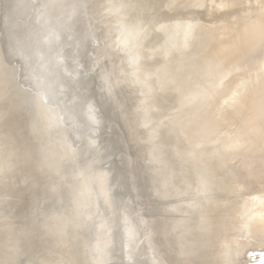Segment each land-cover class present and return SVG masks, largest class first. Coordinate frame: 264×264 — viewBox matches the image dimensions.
Masks as SVG:
<instances>
[{
    "label": "rangeland",
    "instance_id": "obj_1",
    "mask_svg": "<svg viewBox=\"0 0 264 264\" xmlns=\"http://www.w3.org/2000/svg\"><path fill=\"white\" fill-rule=\"evenodd\" d=\"M28 1L30 11L18 13L15 16V23L18 24L12 25V27L7 25L4 30H0L2 31L0 35H3L4 32L12 34L13 31L18 30L19 23L21 25L25 21L32 35L29 34L32 37L30 40L32 42H27V45L25 38L21 40L20 35L12 34L15 35L14 40L21 42L20 46L25 47L24 52H22L24 59L22 62L25 63L22 65L21 77L19 74H13L12 72L15 70L19 72L16 66L20 64L18 62L16 64V60L8 55L11 48H6V52L0 46V54L2 55L0 57H4L5 61L1 60L4 65L6 64L3 69L0 60L2 64H0V68L3 69V71L0 69V74L3 72L0 76L3 77L2 79L6 76L8 78L11 73L13 76L8 78H11L8 81L10 83L8 85V82H6L8 87L6 86L7 88L4 90L1 86L4 85L5 88V82L2 84L1 81L3 80L0 79V201L3 202H0V205L2 204V208H0V264H8L15 254L18 256L19 251L17 248L19 245H15V248L13 244L20 240V243H24L21 245L18 242L23 247H19L21 250L23 249L19 255L22 253L21 255L24 256L27 253L23 259L21 255L16 257L17 259L21 257L17 263L14 262L15 257L10 260L11 263L14 262L13 264H100L104 261L97 256L94 257V255L91 256L95 259H91L90 250H92V246L96 250L98 245H95V242L98 244L101 240L100 234L104 230V219H108L110 226L115 228L117 218H120L121 209L127 208L131 202L137 203V213L141 215V218L149 220L154 229V235L152 238L150 237V241L147 237L146 240L154 247L155 254L162 255L165 258L163 264H174L173 258L176 256L174 243L176 237H174V233L176 229L173 228L174 230L168 233L167 226L169 225L165 224L166 221L173 224L179 216L170 214L166 217L164 214V211H166L165 205L170 206V203L167 200L165 201V184L162 183V180L169 170L164 166L166 164H164L165 160L162 158V154L166 155L168 161H176L178 155H180V152L178 153L180 146L187 156L191 157L192 154H195L192 146L193 142L190 141V125L179 120L181 112L186 111L187 107L189 109L194 107L195 97L191 93L194 91V87L192 88L194 83L191 82L193 73H190L192 65L183 60V53L186 49L192 47L193 39L190 38V42L186 43L185 48L174 57L176 59L175 63L177 62L174 67L171 63L173 59L166 57L167 63L165 64L172 65L166 72L158 73L156 71V68H159L162 64L159 61L160 57L159 59L157 57H148L147 59L146 57L152 49L161 48L169 43L166 33L161 31V27L168 26L172 29L171 27L177 25L175 23H208L214 17L225 18L230 13V9L217 7L216 2L219 0L137 1L130 15L139 12L138 8H144V10L146 8V11L140 14L141 20L135 19L132 22L137 24L140 21V24L144 21L146 23L144 28L153 23V30L148 36H145V40L140 41L139 47L141 53H143L138 58L141 60L142 68H147L149 71L155 69L151 73L153 76H149L153 91L150 88L151 92L144 95L140 90L141 88L137 84L131 83L127 76L130 66L128 67L126 65L127 61L121 58L123 46L122 44L114 45L113 32L107 30L104 24L103 10L100 5L99 7L94 6L97 0H77L80 5H83V11L88 16L87 22L84 19L75 20L74 24L71 25V35L65 31L60 34L57 32L59 35L56 38L57 41H54L55 44H58H54L51 49L48 48L52 47L50 46L52 39L49 36L51 31L50 22L46 19V14L43 11L44 0ZM106 1L108 2V0ZM104 2L102 0V3ZM126 2L129 3L131 0H126ZM67 3L71 6L77 4L75 0H67ZM4 4H0V10L7 8V4ZM61 5H65L63 0ZM118 13L117 17L116 14L114 15L116 19L120 16ZM130 15L128 14V16ZM115 17L112 20H116ZM120 21V24L125 23L124 20ZM82 23H85L84 26ZM121 29L126 30L129 27L122 26ZM80 33L82 35L86 34L88 40H90L89 42H91L89 46H85V50L78 46L75 39L79 37ZM33 37H36V39ZM29 50L32 52L30 53ZM54 53L59 56L57 58L60 60L58 65L52 64L51 55ZM8 61L9 64H7ZM56 66L59 67V71ZM57 71L59 74L61 71L60 76ZM180 71H184L183 74ZM185 71L187 72L185 73ZM185 74L189 76L187 75V77ZM183 76L188 79H185V81L182 78ZM188 80L190 81L188 87L192 89L191 91L186 86ZM155 82H157V85ZM41 84L43 87H41ZM183 85H185L184 88ZM180 87L185 91L183 96L181 92L184 91H179ZM190 96L191 101L188 100ZM159 98L162 99L160 102ZM86 99L98 107V114L104 119L103 122H106L107 129L116 133L118 146L113 143L111 147L105 148L106 143L100 140L106 135L102 123L92 136L95 142L93 145L89 141H83L82 134L85 123L75 116L77 115V105ZM31 102H34L36 106H32ZM14 104L16 105L13 106ZM38 106H42V109L40 110ZM144 106H150L152 112L144 114L142 112ZM170 108H174V110L170 111ZM45 115L46 117H44ZM25 126L26 129H24ZM27 127L28 129L32 128L30 133ZM171 128L173 129L170 132ZM26 131L29 135L26 134ZM179 134L183 136L181 137L184 140L181 137L179 138ZM108 135L110 136L111 132ZM160 138L164 139L165 143H159ZM179 139L183 142H180ZM186 141L187 144L190 142L189 146L184 144ZM91 146L93 147L89 149ZM54 149L58 152L57 154L53 151ZM49 150L56 155L51 156L52 152ZM82 150H86V152L85 154L82 152L81 156L89 157L90 161H93L92 164L81 163L79 155ZM30 170L34 171V176H28ZM72 172H76L77 175L75 176H79L80 179L72 177L74 175ZM122 173L130 176L131 185L123 192H118L117 186L114 188L112 197L115 198L117 203L112 204L111 201L101 202V189L93 188H90L88 190L89 195L82 199V202L84 200L88 201L85 204V206H88L85 209H89L87 212L89 214L93 212L88 215L91 216V220H89V217L86 218V210L81 213L83 218L86 216L83 219L84 221L82 220L83 224L87 223L91 232L94 231V238L93 234L88 236V233L91 234V232L87 233L89 230V228L86 229L87 224L85 226L82 224L79 228L68 226V228H64L59 232L58 229L64 220L67 221L66 225H70L73 220L71 203L74 202V187L72 186L76 180L79 179V181L89 183L96 177L103 181L102 187H111L114 185L113 182L120 180ZM73 178H76V180L74 181ZM30 179L37 182L34 188L28 186ZM4 202L6 204L10 202V207L6 208ZM78 202L81 204L78 205L81 211V206H84V203H81V200H78L77 204ZM84 213H86L85 216ZM95 215H97V219ZM49 219L53 220V229L48 228L47 221ZM91 222L92 224H90ZM89 237L91 240L95 239L94 242H91ZM52 239L55 242L54 247L50 249L49 242ZM85 241H87V244L88 242L92 243V246L88 244L91 249ZM123 241L120 236L115 238L114 250L107 257L108 264H121V248L126 246ZM25 242L26 245L30 244V246L27 245L30 247L28 251H26L27 246H24ZM12 248L15 250L14 253ZM10 250L12 252L9 254ZM11 253H13L11 258L7 257L9 260L5 263L4 260L6 259L4 257L6 258ZM1 259H4L3 263Z\"/></svg>",
    "mask_w": 264,
    "mask_h": 264
},
{
    "label": "bare ground",
    "instance_id": "obj_2",
    "mask_svg": "<svg viewBox=\"0 0 264 264\" xmlns=\"http://www.w3.org/2000/svg\"><path fill=\"white\" fill-rule=\"evenodd\" d=\"M103 1H105V4L102 3V0L95 1L94 6L99 7L100 5L103 10L104 24L107 30L113 32L114 45L122 44L123 46L121 58L127 61L126 65L128 67L130 66L129 72L127 73L126 71L127 76L131 83L137 84L141 88L140 90H142L144 95H148L151 92L150 88L152 83L151 80L149 81V76H153L151 73L155 69L149 71L147 68H142L143 65L138 58L140 55H143L139 49L140 41L145 40V36H148L153 30V23L147 28H144L146 24L144 21L140 24V21L137 24L132 22L135 19L141 20L139 16L142 12L144 13L146 11V8L145 10L144 8H138L139 12H136L138 14L132 13L130 15V12H133L134 5L139 0H131L129 3L126 0ZM61 2L62 0H44L43 3V11L46 14V19L50 22L51 31L49 32V36L52 39L50 44L52 47H48L50 49L54 47V40L57 41L56 38L62 31L71 35V25L74 24L73 22L75 20L84 19L87 22L86 19L88 18L83 11V5H80V2H77V0H75L77 4L73 6L68 5L67 0H63L65 2L64 6L61 5ZM2 3L7 4V8L0 10V30H4L7 25L11 27L12 25H17L18 23H15V16L18 13L30 11L28 0H0V4ZM216 6L230 9V13L222 19L220 17H214L212 19L213 21L211 20L208 23H175L177 25L171 27L172 29L168 26L161 27V31L166 33V38L169 43L161 48L152 49L146 57L147 59L148 57H157V59L160 57L159 61L162 64L159 66L160 69L156 68V71L158 73L166 72L172 66L165 64L167 63L166 57L173 59L171 63L174 67L177 64V62L175 63L176 59L174 57L185 48L186 43L188 44L190 42V38L193 39L192 47L186 49L183 53V60L192 65V71L190 68V73L192 72L193 74L191 73L192 77H190L192 80L194 79L193 81L191 80L194 83V85L192 84L193 86L191 85L192 88L194 87V91L191 92L195 97L194 107L191 109L187 107L186 111L181 112L182 114L179 120L191 126H189V135L191 136L190 141L193 142L192 146L194 148L191 149L195 150V154H192L191 157L187 156L183 153L181 146L179 148L180 150L178 149L180 155L177 154L179 157L176 161H168L166 155L162 154V158L165 160V163H163L166 164L164 166L169 170L162 180V183L165 184V201L167 200L170 203V206L165 205L166 211H164V214L166 217L170 214L179 216L177 220H173V224L172 222L166 221L165 225H169L167 226L168 233L176 229L174 233V237H176L174 239L176 248V256L173 258L174 264H264V0H219L216 2ZM117 13L120 16L116 19ZM115 14L116 17L114 16ZM113 17L116 20H112ZM120 20H124L123 22L125 23L120 24ZM122 26L125 28L128 26L129 29L120 30ZM30 31L24 21L21 25L19 23L18 30L13 31V33L20 35L22 37H20L21 40L25 38V43L27 44V42H32L30 41L32 39ZM7 33L4 32L2 33L3 35H0V37L2 36L0 46L5 51L6 48H11L8 55L10 58L16 60V64L17 62L20 64L16 66L19 72L16 70L12 72L13 74L17 73L20 75L21 70L23 71L22 65L25 63L22 62L24 61L22 52H24L25 47L20 46L21 42L14 40L15 35H12L13 33ZM132 36L135 37L133 38ZM33 38L36 39V37ZM75 39L78 46L83 48V50H85L86 45L89 46L91 43L86 34L82 35L80 33L79 37ZM27 48L29 49V47ZM51 51L53 52V50ZM29 52L31 53L32 51L29 50ZM51 56L52 64L58 65L60 62L57 59L59 58L58 54L54 53ZM1 59L4 60V57H0ZM7 64H9V61ZM5 65L3 64L1 67L3 68ZM2 68L0 69L3 71L4 68ZM57 69L59 71V67ZM6 70L8 69L6 68ZM58 71L57 74L60 76L61 71L60 74ZM190 73L188 72V74ZM187 75L185 74V76ZM185 76L182 78L187 80L189 75L187 77ZM2 78L0 76V79ZM8 78L6 76L4 78L5 80L2 79L3 81H1L2 84L5 82V88L3 87L4 85L1 86L3 90L10 83L8 81L11 78ZM6 82H8V85ZM189 83L190 81L185 85L188 87ZM155 84L157 85V82ZM185 85L182 87L184 88ZM41 87H43L42 84ZM182 87H180L179 91H184ZM188 89L190 88L188 87ZM184 93L185 91L183 93L181 92L182 96ZM177 95L181 96L180 94ZM177 95L175 96L176 98ZM161 98L163 99V97ZM189 98L191 96L188 97V100H190ZM161 100L159 98V102ZM31 104L34 107L36 106L34 102H31ZM93 104L86 99L77 105V115L75 117L85 123L82 134L83 141H89L93 145L95 142L92 136L102 123V125L104 124V132L106 135L100 140L106 143L105 148L111 147L113 143L118 146L119 142L116 133L107 129L106 122H103L104 119L98 114V107ZM155 104L157 103L155 102ZM39 108L41 110L42 106ZM172 109L174 110V108ZM142 112L144 114L150 113L152 109L150 106H144ZM23 124L25 125V123ZM24 129H26V126ZM172 129L169 131L171 132ZM27 130L30 133L32 128L28 129L27 127ZM107 132H111V135L109 136ZM180 134L179 138L182 136ZM183 135L185 136V134ZM182 137L181 139H183ZM183 140L180 142H183ZM159 143H165L164 139L160 138ZM184 144L189 146L187 141ZM86 150L88 151V148ZM86 150L80 151L79 157H81V163L85 164L87 162L92 164L93 161L91 162L89 157L85 158L81 156L82 152L85 154ZM53 151L56 154L58 153L55 149ZM34 152L36 151L34 150ZM56 154L52 152L51 156ZM158 159L160 160L161 158ZM33 173L34 171L30 170L28 176H34ZM75 173H73L74 175L72 177H76L75 175L77 174ZM77 177L79 178V176ZM76 178H73V180L75 181ZM79 179L72 186L74 187V202L72 201L71 203L73 220L70 222V225H66L67 221L64 220L58 229L59 232L64 228H68V226H76L79 228L83 224L86 213V218L89 217V220H91V216L88 215L93 212L91 211L92 213L89 214L87 212L89 209H85L88 207L85 206L88 201L86 202L84 200L85 203L84 201L82 202V199L89 195L88 190L90 188L101 189V202L111 201L114 204V202L117 203L115 198L112 197L114 188L117 186L118 192H123V190L127 187L129 188L131 185V178L126 173H122L119 181L114 180V185L111 187H102L103 181L96 177L89 183L82 180L79 181ZM35 182L36 180L30 179L28 184L29 188H34L37 184ZM83 193L84 195H82ZM78 200L84 203V206H81V211V208L78 206L80 203L78 202L77 204ZM9 203L7 202L6 204L4 202L6 206L3 205L8 208ZM0 206L2 208V204ZM73 206L75 207L73 208ZM137 209V203L134 202H131L127 208H122L115 228L110 226L108 219H104V230L100 234L102 238L100 237L101 240H99L98 244L95 242V245H98L96 250L93 249L92 243L88 242L92 246L90 256H97L104 261L102 262L103 264H108L107 257L114 250V240L120 236L126 244L125 247L121 248V264H163L165 258L162 255L155 254L154 247L149 242L150 237L152 238L154 235V229L151 223H149V220L141 218V215L137 213ZM84 210H86V213H84L85 217L83 218L82 213ZM96 216L95 218L97 219L98 217ZM51 220L49 219L47 224L48 228L53 229V220ZM86 224L84 223L83 226ZM88 228L87 224L86 229ZM89 230L87 233L91 232L90 228ZM93 232L91 234L88 233V236L93 234L92 236L94 238ZM146 237L149 241L146 240ZM91 239L89 237L91 242L95 240ZM18 242L20 243L21 240ZM18 242L13 244V246L15 247L18 244L20 247L24 243L22 242L20 245ZM54 242V239L49 242L50 249L54 247ZM85 242L87 244V241ZM28 246L27 248L25 247L27 249L26 251L30 248ZM19 247L17 250L20 253L23 249L21 250ZM88 247L91 249L90 246ZM11 250L9 254L12 251L13 253L15 252L14 249ZM13 253L9 256L7 255L6 258L4 257L6 260L1 259V262L3 263L5 261L6 263ZM19 253H17L18 256L22 254L19 255ZM25 254L24 256L21 255V257L23 256L22 259L26 256ZM18 256L15 254L13 258ZM92 256L91 259L94 258ZM19 259L16 258L14 262H19ZM10 260L8 264H13L14 262L11 263ZM102 263L100 262V264Z\"/></svg>",
    "mask_w": 264,
    "mask_h": 264
}]
</instances>
